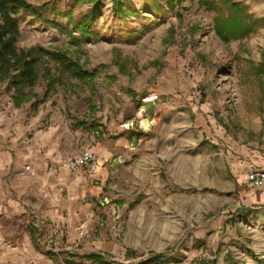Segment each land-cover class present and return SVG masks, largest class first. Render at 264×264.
I'll return each instance as SVG.
<instances>
[{
    "label": "rangeland",
    "instance_id": "374dc122",
    "mask_svg": "<svg viewBox=\"0 0 264 264\" xmlns=\"http://www.w3.org/2000/svg\"><path fill=\"white\" fill-rule=\"evenodd\" d=\"M24 1L56 3L74 19L89 9L88 0ZM112 1L101 0L92 27L98 37L76 44L28 16L20 23L18 49L60 51L95 76L64 77L36 108H15L0 85V264L88 263L81 257L92 253L113 264H147L155 256L164 264H264V190L246 186L249 173L264 170L243 181L229 171L243 150L264 157V27L224 42L213 30L214 14L196 2L171 11L169 0H158L162 19L142 14L115 22ZM130 1L138 10L144 3ZM232 1L264 16V0ZM45 89L42 72L38 100ZM117 140L184 150L183 165L164 153L148 165L154 184L135 190L151 198L141 214L129 212L140 202L128 200L127 160L102 186L90 178L96 163L77 172L66 167L83 150ZM79 173L83 200L69 196Z\"/></svg>",
    "mask_w": 264,
    "mask_h": 264
},
{
    "label": "trees",
    "instance_id": "16d2710c",
    "mask_svg": "<svg viewBox=\"0 0 264 264\" xmlns=\"http://www.w3.org/2000/svg\"><path fill=\"white\" fill-rule=\"evenodd\" d=\"M76 3H84L85 0H74ZM186 0H169L167 10H173L177 4ZM196 2L200 8L214 14L213 30L224 42L231 40H242L259 28L264 27V16L255 17L249 12L244 3L232 0H188ZM86 3L89 9L78 18H73V10L69 9L61 13L59 5L46 2L35 7L24 0H0V85H4L6 91L10 93L11 103L15 108H20L25 104H31L35 108L46 101L48 94L54 90L56 85L63 82L64 77L68 80L90 81L95 73L87 72L77 60L72 59L60 51H48L43 49L29 48L18 49L17 41L20 36L19 26L23 17L28 16L35 21H41L44 25L58 29L65 33L73 43H80L89 38H97L92 27L101 16V0H88ZM111 14L116 21L139 19L142 14H150L153 17L162 19L166 14L158 0H144L143 5L138 10L130 0H113ZM51 16L52 18H50ZM65 19L66 23L56 21ZM72 33L77 34L73 37ZM134 37L137 36L134 32ZM134 41L130 35L127 41ZM52 63L54 71L48 67ZM264 66V60L262 61ZM44 73L45 94L42 100H38L34 92L35 86ZM80 126L84 123L79 122ZM90 130L95 129L91 123ZM31 240L34 242L32 233ZM47 256L53 258L54 255L47 252ZM83 262H76L72 258L65 259L63 264H113L101 254H88L81 257ZM160 256L152 257L147 264H164Z\"/></svg>",
    "mask_w": 264,
    "mask_h": 264
},
{
    "label": "crops",
    "instance_id": "0c3cea01",
    "mask_svg": "<svg viewBox=\"0 0 264 264\" xmlns=\"http://www.w3.org/2000/svg\"><path fill=\"white\" fill-rule=\"evenodd\" d=\"M103 125V130H105L104 134L107 130V125L105 121L100 122ZM121 140L115 141L116 143H119ZM124 142H120L118 145L112 146L106 143L97 144V146L94 148V154L96 156V165L94 168V172L92 176H90L91 180H99L101 182V186L106 184L107 179L112 174L111 168H116L117 171L119 169L118 166H123L126 163L125 160H127V166L124 168L127 171L128 175V200L129 202H140L138 206H134L132 210H130V213L141 214L144 210H146V203L151 200L149 193L147 192H137L135 193L136 186L146 187L150 184H154L150 181V177H152L151 170H148L147 167L150 164L151 167H155L156 163H159L164 156H161L159 154H168V161H172L175 164L183 165L184 163V150L183 147L179 148H170L164 146H145V145H135V146H128V147H122L120 144H123ZM245 154V157H244ZM249 155V156H246ZM155 155V156H154ZM126 156V159H125ZM233 157V156H232ZM189 160H192L193 162H198L200 159L197 156H188ZM238 159V160H237ZM237 159L234 157V163L231 165L229 171L234 175L235 177H239L242 181L244 180V175H246L247 172L251 170H256L258 168H261L264 170V157H260L259 155L248 154L247 151L243 150V153L241 155L237 156ZM125 161V162H124ZM214 168V167H213ZM161 172V171H160ZM158 175H161L158 174ZM177 176V175H176ZM193 180V176L189 177V182L187 184H195ZM178 185V183H175ZM72 190L75 191L69 196L74 199L83 200L85 196V191H82V187L86 185L85 178H83L82 174L79 173L76 175L75 179L71 183ZM159 185V184H157ZM76 187H79V189L76 190ZM130 192V193H129ZM79 196V197H78ZM158 199V198H157ZM138 209H141L137 211ZM148 211V210H146ZM166 231V230H165ZM7 244V243H5ZM99 254V253H97ZM47 255V253H46ZM103 255V253L101 254ZM52 259V258H51Z\"/></svg>",
    "mask_w": 264,
    "mask_h": 264
},
{
    "label": "built area",
    "instance_id": "2783aa9c",
    "mask_svg": "<svg viewBox=\"0 0 264 264\" xmlns=\"http://www.w3.org/2000/svg\"><path fill=\"white\" fill-rule=\"evenodd\" d=\"M96 163V156L91 150H83L80 154L70 158L66 167L71 172H77L81 168H91ZM246 186L252 191L264 190V171H253L246 176ZM5 246L9 247L8 244Z\"/></svg>",
    "mask_w": 264,
    "mask_h": 264
}]
</instances>
